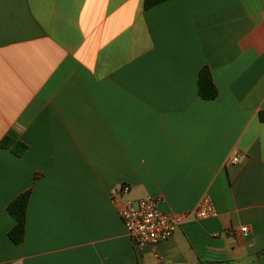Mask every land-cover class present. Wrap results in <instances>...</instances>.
<instances>
[{"label":"crops","instance_id":"crops-1","mask_svg":"<svg viewBox=\"0 0 264 264\" xmlns=\"http://www.w3.org/2000/svg\"><path fill=\"white\" fill-rule=\"evenodd\" d=\"M261 113L264 0H0V142L27 147L0 148V264H264ZM27 191L15 244L7 208ZM148 195L183 215L209 196L217 216L157 259L119 215Z\"/></svg>","mask_w":264,"mask_h":264},{"label":"built area","instance_id":"built-area-1","mask_svg":"<svg viewBox=\"0 0 264 264\" xmlns=\"http://www.w3.org/2000/svg\"><path fill=\"white\" fill-rule=\"evenodd\" d=\"M233 163L239 162L238 157L231 160ZM130 187L122 186L114 195L121 199L128 196ZM161 198L145 196L142 199L133 201L123 199L119 210L120 218L124 224L127 235L134 243L138 252L145 249L152 251L155 258L159 259L158 247L170 241L177 228L193 216L195 219H209L217 216L216 209L209 196L204 197L197 209L189 214H167L160 209ZM250 232L249 227H242L237 232L246 235ZM229 235L235 236L236 231L231 230ZM17 264V263H14Z\"/></svg>","mask_w":264,"mask_h":264},{"label":"trees","instance_id":"trees-1","mask_svg":"<svg viewBox=\"0 0 264 264\" xmlns=\"http://www.w3.org/2000/svg\"><path fill=\"white\" fill-rule=\"evenodd\" d=\"M168 0H144V8H153ZM198 92L200 98L208 101L215 100L218 96V89L214 84L211 72L208 68L200 71L198 80ZM260 120L264 122V113L260 114ZM0 148L11 149L18 157H22L27 150L25 144L17 142L10 137H5L0 142ZM31 192L27 191L16 197L8 206L7 211L14 219L15 225L9 232V238L15 244L24 242L26 234V216ZM264 256V250L259 254Z\"/></svg>","mask_w":264,"mask_h":264}]
</instances>
